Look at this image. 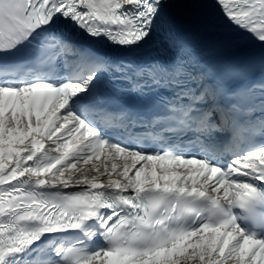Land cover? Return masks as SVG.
<instances>
[{"label":"snow or ice","instance_id":"obj_1","mask_svg":"<svg viewBox=\"0 0 264 264\" xmlns=\"http://www.w3.org/2000/svg\"><path fill=\"white\" fill-rule=\"evenodd\" d=\"M0 264H264V0H0Z\"/></svg>","mask_w":264,"mask_h":264}]
</instances>
